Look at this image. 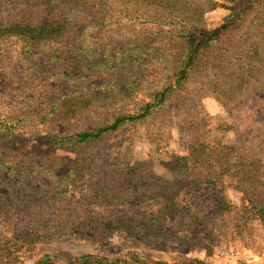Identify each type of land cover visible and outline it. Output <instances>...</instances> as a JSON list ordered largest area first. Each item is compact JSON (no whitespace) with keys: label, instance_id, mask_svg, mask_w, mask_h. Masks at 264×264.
<instances>
[{"label":"rangeland","instance_id":"rangeland-1","mask_svg":"<svg viewBox=\"0 0 264 264\" xmlns=\"http://www.w3.org/2000/svg\"><path fill=\"white\" fill-rule=\"evenodd\" d=\"M21 1L39 2L0 0V16L14 15L2 11L10 10ZM152 1L146 4L104 0L99 10L101 15L106 13L111 18V24L89 28L82 42L56 39L32 55L22 51L16 38L0 44V118L23 119L20 125L24 131L31 128V132H24L11 148L15 155L25 157L32 169L30 173L19 172L15 177L0 173V264H40L44 254L54 257L50 259L54 264H63L66 258L85 253L128 263L133 261V253L142 259L167 264L193 259L204 264H264V225L242 217V206L248 202L242 189L248 187L237 177L223 178L224 195L231 202V211L205 216L202 226L195 231L179 227V216L170 215L162 222L164 230L157 238L141 239L128 234L124 228L101 238L93 236L90 229L86 234L66 233L65 229L86 220V223L91 220L97 224L102 220L116 225L121 219L118 223L138 228L149 224L163 206L153 196L156 191L152 186L153 177L169 176L163 164L170 157L187 154L194 136L210 143L216 155L221 145L227 143L249 147L256 136L254 121L264 117V0H166L162 5L158 4L160 0ZM232 8H236L241 17L229 20V29L203 51L165 107L118 130L102 141L98 150L92 147L84 151L85 155L96 152L97 158L87 166L82 178L73 174L72 168L70 170L76 158L74 153L52 148L47 139L27 135L39 133L34 130L38 127L46 128L38 124L35 114L47 110L66 92L107 81H145V85L176 81L174 70L179 65L183 42L177 35L180 26L174 22L196 21L199 26L213 29L230 18ZM193 17H198L199 21ZM148 38L154 39L150 45L159 47L157 50H150L143 57L130 54L132 45ZM68 49H72V55L78 60L88 55L96 63L78 77H68L63 54H60ZM230 81H250V84L236 89L231 100H226L218 92L225 88L219 86L214 92V86ZM144 91L141 86L122 111H131L134 104L144 98ZM105 119V116L101 120L82 117L54 123L49 131L68 134L94 130ZM251 153L256 156L255 149ZM118 163L121 168L124 164L129 168L139 164L136 167L139 170L133 173H137L133 182L140 183L138 177H143L147 198L126 204L109 202L107 197L101 196L107 176H112L115 189L121 184L122 172L111 168ZM32 189L37 190V194ZM8 190L15 196H2ZM249 191L257 193L258 190ZM141 192L144 191L141 189ZM201 194L202 198L196 199L199 202L194 204L196 207L212 203V190ZM192 197L195 198L194 194ZM204 228L210 231L208 237L203 236ZM31 230L37 234H25ZM38 233L41 236H37Z\"/></svg>","mask_w":264,"mask_h":264},{"label":"trees","instance_id":"trees-1","mask_svg":"<svg viewBox=\"0 0 264 264\" xmlns=\"http://www.w3.org/2000/svg\"><path fill=\"white\" fill-rule=\"evenodd\" d=\"M104 0H39L33 3L30 1H21L10 10L7 11L14 14L11 17L0 16V44L11 38L20 41L21 49L27 55H32L38 50L44 49L56 39L70 38L83 41V37L89 28L105 27L111 24V18L105 13L101 15L99 6ZM133 3H153L152 0H125ZM158 1V0H157ZM166 0H160L161 2ZM249 6L252 2L249 1ZM157 4V3H156ZM134 5V4H133ZM240 10V7H237ZM232 8L230 18H226L225 22L213 29H206L199 26L196 21L191 23H179L177 35L182 39L183 48L174 70L176 81H157L147 85L145 81H107L99 85L90 86L86 89H75L73 91L62 94L57 101L47 109L35 114L38 124L46 126L44 129L40 127L34 129L39 133H28L27 135H36L40 138L47 139L50 146L57 150L68 151L74 153L76 158L71 163L76 176L83 177L87 166L96 160V152H90L87 155L85 150L94 147L98 150L99 144L107 139L118 130L123 129L128 124L140 122L153 115L156 109L165 107L167 102L174 96V93L181 87L184 80L188 76L189 70L201 58L203 51L209 49L219 37L229 28V20L239 19L241 14ZM195 14V13H194ZM196 14L200 15V12ZM137 16L136 18L147 19L150 17ZM198 19V17H193ZM162 20V19H160ZM172 23V22H171ZM147 39L144 42H138L130 48V54L143 57L150 50H157L159 47H152ZM63 62L66 65L65 75L68 77L79 76L85 69H90L96 63L95 59L85 55V58L77 59L72 55V49L63 51ZM97 55V54H95ZM92 56V54H91ZM250 81H230L228 83L215 84L214 92L220 86L225 88L218 91L223 94L226 100H231V94L236 89L248 86ZM144 87V98L134 104L131 111L123 110L129 105L135 97V92ZM114 107V109H112ZM105 116L107 119L102 120L100 125L94 130H81L68 134L51 133V125L59 122H69L79 118H93L101 120ZM23 119L9 120L0 118V173L9 174L11 177L19 175V172L32 169L29 167L26 158L18 154H14L11 145L22 137L24 132L23 125H20ZM257 127H255L256 136L249 142L250 146L244 144L227 143L221 145L220 152L216 155L211 149L210 143H207L201 137H192L190 139L188 152L182 156L170 157L169 161L163 164V167L169 172L168 177H153L152 186L156 189L153 193L163 206L158 210L157 215L152 217L149 224H144L139 228L129 223L119 222L116 225L106 221L99 220L93 224L90 220L79 222V225H73L69 229H65L70 234H86V230L90 229L93 236L97 238L107 236L114 230L124 228L128 234L138 236V238L146 239L148 237H160L163 233V223L168 216L178 215L179 227L191 228L198 230L202 226V218L212 216L214 214H223L231 211L232 205L230 200L226 199L225 177H237L240 183L248 188L242 189L243 196L248 198L247 204L242 206V217L249 220H258L264 225V117L255 119ZM43 132V133H40ZM250 149V151L247 149ZM256 150V156L251 153ZM84 154V157H80ZM50 156V154H47ZM53 155V154H52ZM147 163L146 161H144ZM136 166L129 168L124 164L111 165L112 170L121 171V184L117 189L113 187L112 176L104 179L103 189L100 191L102 197H107L109 202L115 203H131L138 202L149 196L148 191L144 188L145 182L141 181L143 177H138L140 183L135 180L133 182L134 172L138 171ZM51 171L50 167H46ZM126 169V170H124ZM69 170V171H70ZM124 178V179H123ZM256 188L258 191H249ZM114 189V191H113ZM141 189L144 192H141ZM212 190L214 193L212 203L199 205L196 199L202 198V192ZM34 194L37 190L32 189ZM95 193V192H94ZM194 194V197L192 195ZM199 194V196H198ZM2 196L9 198L15 196L8 190L3 192ZM30 196H33L31 194ZM192 197L190 199H186ZM192 199V200H191ZM10 200V199H9ZM206 201V200H204ZM209 203V202H208ZM207 212V213H206ZM98 220V219H96ZM102 221V223H101ZM100 222V223H99ZM119 224V225H118ZM133 224V223H131ZM28 227V226H26ZM76 230V231H73ZM204 237H208L210 231L201 230ZM27 235L37 234V231L25 232ZM64 234V232L62 233ZM37 236H41L38 233ZM133 261L120 259H110L98 254L85 253L79 256H70L66 258L63 264H167L163 261H150L146 258H139L131 253ZM52 256L44 254L40 260V264H54L50 261ZM54 258V257H53ZM52 258V259H53ZM147 260V261H146ZM176 264H204L200 260H184Z\"/></svg>","mask_w":264,"mask_h":264}]
</instances>
